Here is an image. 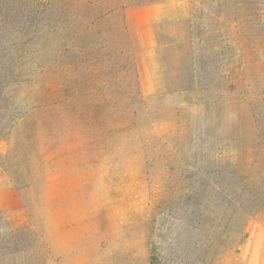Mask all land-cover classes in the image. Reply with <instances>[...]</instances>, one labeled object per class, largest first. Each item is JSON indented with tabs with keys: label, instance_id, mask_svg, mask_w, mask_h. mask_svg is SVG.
I'll use <instances>...</instances> for the list:
<instances>
[{
	"label": "rangeland",
	"instance_id": "1",
	"mask_svg": "<svg viewBox=\"0 0 264 264\" xmlns=\"http://www.w3.org/2000/svg\"><path fill=\"white\" fill-rule=\"evenodd\" d=\"M3 1L15 19L33 2ZM120 1L128 37L115 19L67 52L18 38L62 57L67 89L22 120L13 103L23 115L41 98L32 77L0 110V167L33 222L0 234V264H264V0ZM181 2L188 17L142 48L128 11Z\"/></svg>",
	"mask_w": 264,
	"mask_h": 264
},
{
	"label": "trees",
	"instance_id": "2",
	"mask_svg": "<svg viewBox=\"0 0 264 264\" xmlns=\"http://www.w3.org/2000/svg\"><path fill=\"white\" fill-rule=\"evenodd\" d=\"M31 11L25 14V6L20 7L22 14L18 18H12L11 10H6L3 0H0V110L8 111L10 94L15 92L14 88L24 90L25 84L31 78H39L42 83L38 87L39 100L27 108L21 115L19 102L13 104L18 111L20 119H25L34 111H50L51 108L65 104L66 86L61 72L63 59L61 56L53 60L45 59L42 51L29 52L27 47L38 37L44 35L53 36L65 43V51L71 50L68 42L75 37H91L98 33V27L119 19V31L122 36L128 37L129 31L126 24L125 12L128 4L120 0H32ZM240 5V2H238ZM6 10V11H5ZM17 17V16H16ZM23 39V47H18V40ZM4 45H9L7 48ZM67 46V48H66ZM90 46L89 48H91ZM43 53V52H42ZM37 60H39L37 62ZM37 62V63H36ZM29 63L37 64L32 70ZM131 71L134 78L133 87L129 92L131 102L141 97L138 70L135 63H131ZM83 86V85H82ZM88 86V85H87ZM81 87V86H80ZM95 90V86H91ZM88 88H90L88 86ZM101 89H97L100 92ZM76 92H81L79 87ZM103 91V90H102ZM118 93V92H115ZM122 94H120L121 96ZM102 96V97H101ZM104 94H100L103 106L106 101ZM102 98V99H101ZM17 101V100H16ZM2 105V106H1ZM77 109V108H76ZM79 110V109H78ZM75 111V110H74ZM0 132V138L1 136Z\"/></svg>",
	"mask_w": 264,
	"mask_h": 264
},
{
	"label": "crops",
	"instance_id": "3",
	"mask_svg": "<svg viewBox=\"0 0 264 264\" xmlns=\"http://www.w3.org/2000/svg\"><path fill=\"white\" fill-rule=\"evenodd\" d=\"M165 5L135 7L128 11L127 19L136 28V38L140 46L149 49L154 45V25L165 19H185L189 15L187 3L181 2L172 12ZM9 146L0 138V155L8 154ZM32 219L22 203L15 187L7 180L0 167V234L30 230Z\"/></svg>",
	"mask_w": 264,
	"mask_h": 264
}]
</instances>
